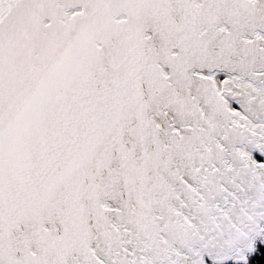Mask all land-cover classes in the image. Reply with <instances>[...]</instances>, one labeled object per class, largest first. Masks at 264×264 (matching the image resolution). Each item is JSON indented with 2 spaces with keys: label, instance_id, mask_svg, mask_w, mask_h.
Masks as SVG:
<instances>
[{
  "label": "snow or ice",
  "instance_id": "1",
  "mask_svg": "<svg viewBox=\"0 0 264 264\" xmlns=\"http://www.w3.org/2000/svg\"><path fill=\"white\" fill-rule=\"evenodd\" d=\"M0 264H264V0H0Z\"/></svg>",
  "mask_w": 264,
  "mask_h": 264
}]
</instances>
